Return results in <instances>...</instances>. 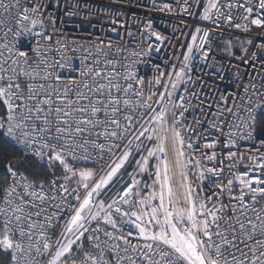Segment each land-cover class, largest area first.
<instances>
[{
  "label": "snow or ice",
  "instance_id": "obj_1",
  "mask_svg": "<svg viewBox=\"0 0 264 264\" xmlns=\"http://www.w3.org/2000/svg\"><path fill=\"white\" fill-rule=\"evenodd\" d=\"M15 6L19 7L18 0ZM233 6L232 3L221 5L219 0H208L203 18L212 20L215 15L216 18L223 17L230 23ZM235 6L244 9V20L247 21L253 15L252 5L241 4L237 0ZM221 7L229 10L227 16L220 12ZM255 7L258 11L250 23L264 27V0H257ZM165 8L171 11L170 5H165ZM0 9L6 13L10 12V4L0 0ZM213 9L216 10L215 14ZM183 10L187 11V8ZM24 21H28L33 28L37 24L43 27V20L39 18V6H34L31 10L23 9V15L18 21L21 31L15 33L14 40L23 32L31 31L23 28ZM3 23L4 21L0 20V24ZM235 27L247 30V24H236ZM195 33L197 35L191 37L192 44L187 46V54L183 57L179 71L175 72V79L169 75L168 83L163 86L164 90L157 101L160 104L159 111L153 108L149 101L155 95L151 84L159 85L161 77H156L150 82L146 95L143 79L136 78L135 72L127 69L123 79L128 83L126 87L122 86L119 83L120 73L116 72L114 67L118 61L107 59H103L100 66L89 68L87 73H81L90 76V83H78L74 80L71 87L66 85L63 88L51 83H28L25 91L19 82L21 78L33 81L47 80L51 72L44 70L41 74L29 70L33 66L27 65V53L19 51L15 43L3 45L8 55L0 52V102L5 105L6 113L0 116V129H4L8 137L22 144L35 157L46 161L50 169L58 163L65 172L63 179L66 182L76 179V187L72 189V192L76 193V203L59 198L57 208L66 209L69 215L60 238L55 241L46 233L52 226L53 219H59L61 213L45 215L43 223L34 217L39 218L44 211L39 208L37 201L42 204L57 197H49L42 183L36 185L27 182L26 177L21 179L25 181L24 193L30 199L26 200L24 195L18 193L17 183L4 190V205L0 206V251L11 253L12 264H37L34 256L51 252L53 244L55 251L51 252L48 264H66L65 258L72 255L73 245H76L77 251L83 253L80 264H264V206L256 207L258 200L264 199V179L258 176L249 177L247 172L237 177L241 189L238 196L232 197L237 202L231 209L235 219L230 217L223 227L219 222L224 214L223 204L208 207L206 202L199 198V193L195 192L188 179L189 164H194L199 169L200 180L207 178L206 173L219 176L222 171L202 168L199 159L185 158V137L182 130L186 129L181 121L191 104L186 103V96L173 98L179 84L186 80L194 83L192 77L187 75L191 70L193 46L195 45L197 50H203V45L208 43V30L196 27ZM156 35L159 37L158 33ZM45 38L51 40V36ZM228 43L230 45L231 41ZM247 43L251 44L252 41ZM260 47L264 49V44ZM97 48L102 56L107 55L102 46L98 45ZM208 51L210 49L203 50L202 59L207 57ZM242 51L247 53L248 49L243 48ZM229 54L231 55V52ZM252 58H255V53ZM46 62L42 60L41 63ZM109 65H113L112 69L104 72L103 69ZM39 67L40 65H35V68ZM54 79L59 82L60 77L56 76ZM134 84L139 87L134 88ZM250 86L253 89L256 87L254 84ZM72 87L75 88L74 93ZM184 91L187 92L188 88ZM243 91L251 102L252 96L248 95L249 86H245ZM191 95L196 96V93L192 92ZM258 95L264 96V93ZM245 97H241L242 101ZM222 101L227 103L225 98H222ZM239 110L238 106V112ZM243 110L247 116L238 117L241 120L239 127L247 129L245 136L251 139L256 130L258 113H264V100L257 99L251 108ZM225 111L231 112L232 109L226 108ZM146 114L149 119L139 125L134 140L127 139L137 119ZM101 115L103 119L100 118ZM37 124L40 127H37ZM101 137L104 142H99ZM141 137L147 141L155 140L152 147L146 149L147 154L135 162L140 173H148L150 177H154L151 184L146 185L151 189L149 194L141 195V183L133 177L130 184L116 193V198L111 199V203L98 200L101 191L113 181L129 160L134 142L140 141ZM125 140L127 143H124L121 149L120 142ZM228 143L232 144L234 141L229 138ZM261 143L264 144V141ZM214 146L215 142L204 145L206 148ZM135 148L137 151L143 148V141L136 143ZM187 148L191 149L192 144L188 143ZM116 149L121 150V155L108 165L104 175L98 180L95 179L96 172L93 169L75 168L69 163L70 159L102 160L105 152L111 156ZM234 155L235 153H229L230 157ZM215 157L216 154L213 153L207 159L214 160ZM152 159H155L154 172L149 171ZM259 167L264 169V163H260ZM7 170L13 177L17 175L12 171L11 164L7 165ZM232 185L233 181L229 180V193ZM81 187L84 191L82 198L79 195ZM55 191L68 193L69 188L61 185ZM245 195L251 196L250 201L245 202ZM123 206H127V210ZM31 208L38 210L32 211ZM93 222L96 224L95 228L91 227ZM121 222L136 229L135 233L129 230L123 234L124 229L119 227ZM109 226L122 234L108 231ZM228 230H231L230 233ZM85 233H88L87 237ZM101 235L105 239L101 240ZM229 235L231 248H228ZM84 239L92 244L94 251L84 252ZM241 245L243 247H240ZM225 251L228 255H225ZM73 264H76L75 260Z\"/></svg>",
  "mask_w": 264,
  "mask_h": 264
},
{
  "label": "built area",
  "instance_id": "obj_2",
  "mask_svg": "<svg viewBox=\"0 0 264 264\" xmlns=\"http://www.w3.org/2000/svg\"><path fill=\"white\" fill-rule=\"evenodd\" d=\"M16 2L17 0H5V3L10 4V12L6 13L0 9V20L4 21L3 24H0V52H4L7 56L8 53L4 50L3 45L15 43L19 51L27 53L25 58L27 65L33 66L29 70L41 74L44 70L51 72V76L47 80L33 81L21 78L19 82L25 91H27L28 83H43L45 85L51 83L59 88L66 85L71 87V82L74 80L78 83H90V76L81 75V73H87L89 68L100 66L101 61L107 59L118 61L114 67L116 72L120 73L119 83L122 86L126 87L128 83L123 79L127 69H132L136 78L143 79V90L146 95L149 92L150 82L154 81L156 77H161L159 85L151 84L155 95L149 103L157 111L160 110V104L157 101L160 93L164 90L163 86L168 83L169 75H172L173 80L175 79V72L179 71L183 57L187 54V46L192 44L191 37L197 35L195 28L200 27L208 30L210 33L208 43L203 45V50L210 49L207 57L202 59L203 50H197L196 46H193L191 70L187 72V75L192 77L194 83L186 80L179 84L173 98L183 95L188 97L186 103L190 102L191 104L184 112L181 121L186 129L182 130L185 137V158L199 159L202 168L216 169L217 171L222 169L219 176L206 173L207 178L200 180L199 169L194 164H189L188 179L195 192L199 193V198L204 200L208 207L223 204L224 214L219 221L222 227L230 217L235 219V214L231 209L237 202L232 197L238 196L241 189L237 177L247 172L249 177L258 176L264 179V169L259 167L260 163H264V144L261 143L264 141V131L258 127L259 120L264 116V113H258L256 130L251 139L245 136L248 130L239 127L241 120L238 118H246L247 113L243 109L251 108L257 99L264 100V96L258 95L264 93V49L260 47L264 44V27L250 23L258 11L255 7L257 0H239L241 4L253 6V15L247 21L243 18L244 9L235 6L237 0H219L221 5L228 3L234 5L231 9L232 21L230 23L223 17L216 18L215 15L212 20L203 18L208 0H187V4H185V0H18L19 7L15 6ZM165 5H170L171 11L167 10ZM34 6H39V18L43 20V27L37 24L33 28L28 21H24L23 28L31 29V31L23 32L14 40L15 33L21 31L18 21L23 15V9L31 10ZM185 8L187 11L183 10ZM212 12L215 14L216 10L213 9ZM220 12L227 16L229 10L226 7H221ZM149 23L151 27H149ZM236 24H247V30L243 27H235ZM157 33L159 37L156 35ZM47 36H51V40L46 39ZM249 40L252 41L251 44L247 43ZM229 41H231L230 45ZM197 44H199V36ZM98 45L102 46L103 52L107 53L106 56L101 55L97 48ZM243 48L248 49L247 53L242 51ZM253 53H255L254 59L252 58ZM42 60L47 62L41 63ZM23 63L24 59L21 60V64ZM35 65H40V67L35 68ZM5 66L7 67V65ZM112 67L113 65H109L103 71L108 72ZM56 76L60 77L59 82L54 79ZM253 84L256 86L255 89L250 86ZM245 86H249L248 95L252 96L251 102L245 97L243 91ZM138 87L139 85L134 84V88ZM186 87L188 88L187 92L184 91ZM72 92H75L74 87H72ZM192 92H195L196 96H192ZM241 97H245L243 101ZM132 98L135 99V97ZM222 98H225L227 103H224ZM166 100L165 94V102ZM0 105L2 106L0 116H4L6 107L2 102ZM226 108H231L232 111H225ZM100 118L103 119V116L101 115ZM148 119V114L143 118H138L127 139L134 140V134H138L139 125ZM36 126L40 127L39 124ZM0 133L7 141L17 146L23 155L44 162L25 149L22 144L8 137L4 129H0ZM229 138L234 143L229 144ZM140 141H143V148L137 151L135 144ZM140 141L134 142L129 160L113 178V181L101 191L97 197L98 200L111 203V199L116 198V193L122 191L125 185L130 184L133 177L141 183V195L149 194L151 189L146 185L151 184L154 177H150L148 173H140L135 162L147 154L146 149L151 148L155 140L147 141L141 137ZM51 142L55 143V141ZM99 142H104L102 137ZM213 142H215L213 148L204 147L206 143ZM124 143H127V140L120 142L121 149ZM188 143L192 144L191 149L187 148ZM230 152L235 155L230 157ZM213 153L216 154L215 159H207ZM93 155L95 156L96 153ZM120 155L121 150L116 149L111 156L105 152L102 160L99 158L88 161L70 159L69 163L73 164L75 168L93 169L96 172L95 179L98 180L100 176L104 175L108 165ZM169 156L172 157L171 152ZM256 157L260 159L257 160ZM7 165L2 167L9 179L4 190L11 184L17 183L19 185L18 193L24 195L26 200L30 199L23 190L25 181L21 177L25 176L15 172L17 175L13 177L7 170ZM154 166L155 159H152L149 164L150 172H154ZM64 175L65 172L60 166V170L54 172L47 183H43L48 196L55 195L57 199H48L42 204L37 201L39 208L44 211L39 218L34 217L43 223L45 215L61 213L59 219H53V224L46 233L52 241L60 238L69 215L66 209L57 208L60 203L59 198L62 197L65 201L76 203L74 199L76 193L72 192V189L76 187V179L73 178L66 182L63 179ZM26 180L31 182L27 178ZM229 180L233 181L231 193L227 190ZM61 185L68 187L69 192L55 191ZM4 190L1 194L0 206L4 205ZM79 195L81 198L84 195L82 187ZM244 199L245 202H248L251 196L245 195ZM261 206H264V199H259L256 204L257 208ZM123 207L127 210V206ZM31 210L38 209L31 208ZM101 226L104 227L103 224ZM91 227H96L95 222ZM119 227L124 229L123 234L129 230L134 233L136 231V229L130 228L127 223L121 222ZM108 231L116 230L109 226ZM213 231H215L214 228ZM228 231L230 233L231 230ZM116 234L122 233L116 231ZM87 236L88 233H85V237ZM100 239L103 240L105 237L101 235ZM133 242L135 243L136 240L134 239ZM231 243V235H229L228 248H231ZM83 250L84 252L94 251L92 244L87 239H84ZM54 251L55 244H53L51 252ZM51 252L34 256L37 264H48ZM225 255H228L227 251H225ZM65 259L66 264H73L74 260L76 264H80L83 253L77 251L76 245H73L72 255L66 256ZM109 259H114V257H109Z\"/></svg>",
  "mask_w": 264,
  "mask_h": 264
},
{
  "label": "trees",
  "instance_id": "obj_3",
  "mask_svg": "<svg viewBox=\"0 0 264 264\" xmlns=\"http://www.w3.org/2000/svg\"><path fill=\"white\" fill-rule=\"evenodd\" d=\"M0 110H2L1 105ZM258 127L264 131V116L260 118ZM5 164H11L12 171L25 176L34 184L47 183L50 176L60 170L58 163L50 169L46 161L40 162L33 157L23 155L17 146L7 141L0 133V198L9 182L7 173L2 170ZM0 264H12L10 252L0 251Z\"/></svg>",
  "mask_w": 264,
  "mask_h": 264
}]
</instances>
